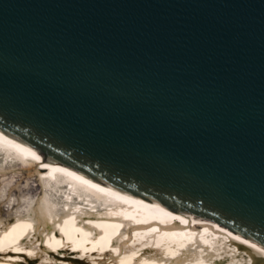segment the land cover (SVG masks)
I'll return each mask as SVG.
<instances>
[{
  "label": "water",
  "instance_id": "obj_1",
  "mask_svg": "<svg viewBox=\"0 0 264 264\" xmlns=\"http://www.w3.org/2000/svg\"><path fill=\"white\" fill-rule=\"evenodd\" d=\"M0 125L264 241V0H0Z\"/></svg>",
  "mask_w": 264,
  "mask_h": 264
},
{
  "label": "bare ground",
  "instance_id": "obj_2",
  "mask_svg": "<svg viewBox=\"0 0 264 264\" xmlns=\"http://www.w3.org/2000/svg\"><path fill=\"white\" fill-rule=\"evenodd\" d=\"M0 264H264V241L0 125Z\"/></svg>",
  "mask_w": 264,
  "mask_h": 264
}]
</instances>
